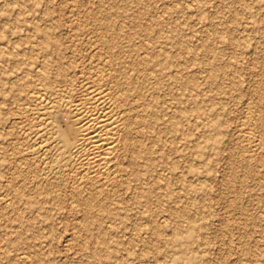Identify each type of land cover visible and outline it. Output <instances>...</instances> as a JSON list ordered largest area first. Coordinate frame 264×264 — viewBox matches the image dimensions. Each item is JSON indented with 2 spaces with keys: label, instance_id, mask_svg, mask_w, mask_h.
I'll return each instance as SVG.
<instances>
[{
  "label": "rangeland",
  "instance_id": "1",
  "mask_svg": "<svg viewBox=\"0 0 264 264\" xmlns=\"http://www.w3.org/2000/svg\"><path fill=\"white\" fill-rule=\"evenodd\" d=\"M78 1L79 9L77 0H39L29 11L22 0H0V198L9 199L5 205L0 200V264H264V0H104L105 6L114 3L119 11L137 16L118 19L109 30L104 28L106 21L93 25L88 19L92 16L81 13L84 5L96 6L98 0ZM49 5L53 18L41 19ZM7 8L16 13L3 14ZM21 9L25 12L19 13ZM158 18L165 22L155 36L159 31L177 35L184 50L180 104L187 115L178 153L170 155L184 176L176 182L166 171L171 185L160 190L161 197L148 211L124 203L126 218L105 222V226L112 223V230L102 249L114 250L113 256L108 262L93 263L90 254L97 243H90L85 231L73 227L83 205L75 202L68 172L51 178L63 202L45 198L46 210L35 217L23 209L27 200H41L34 197V181L44 177L48 168L45 152L22 132L26 119L22 107L30 94L42 88L38 74L46 63L57 100H78L79 83L75 86L73 78L93 66L92 52L98 50L106 58L107 45L121 27L120 42L137 55L150 40L142 26ZM135 24L138 31L127 36ZM36 27L50 29L59 45L42 51V34ZM215 58L222 63L215 71L217 84L210 82V66H205ZM60 64L68 69L65 73L59 74ZM198 106L204 108L199 115ZM249 111L262 126L263 149L245 166L241 164L247 155L242 147L243 121ZM28 116L32 131L36 122L31 121V113ZM132 143L136 145L138 139ZM198 146L202 149L196 154ZM47 153L57 159L59 150L50 146ZM68 168L75 170L72 162ZM18 195L22 197L14 198ZM171 207L186 208L188 213H171ZM3 208L10 219L14 209H23L24 220H9ZM163 219L167 227L161 229ZM7 236L11 240L16 236L17 243H5ZM22 250L32 254L27 262L14 259Z\"/></svg>",
  "mask_w": 264,
  "mask_h": 264
},
{
  "label": "bare ground",
  "instance_id": "2",
  "mask_svg": "<svg viewBox=\"0 0 264 264\" xmlns=\"http://www.w3.org/2000/svg\"><path fill=\"white\" fill-rule=\"evenodd\" d=\"M22 1L28 3L29 11L39 3V0ZM103 1L98 0L96 6L86 4L81 11L92 16L88 19L93 25H98L103 20L107 24L104 28L109 30L120 18H137L128 11H119L114 3L105 6ZM137 1L143 3L147 0ZM78 2L77 0L76 9L80 8ZM2 12L9 15L16 13L14 8L3 9ZM23 12L25 10H19V13ZM53 16V7L49 5L42 13L41 19H51ZM162 22H165V19L158 18L147 25L142 24L150 40L140 51H136L137 55L131 54L120 42V37L124 34L121 27L116 30L115 36L107 45L106 58L101 57L102 54L98 50L92 52L93 66L83 70L79 77L75 75L73 78L75 86L79 83L78 100H57L58 97L54 96L53 92L55 81L46 63L38 74L43 82L42 88L30 94L22 107L26 118L22 123V132L26 137L32 136L31 140L45 152L44 162L48 168L44 177L34 181V197H40L41 200H27L23 209L27 210L31 217H35L37 212L46 210L43 202L47 198L61 202L63 198L56 193L51 178L68 172L72 180L71 190L77 199L73 201L83 205V209L77 211L80 218L73 227L75 230L85 231V239L90 243H97L98 248L90 254L93 263L108 262L113 256L114 250H109L108 247L102 249V246L108 244L107 234L112 230V223L105 226V222L116 217L124 220V203L148 211L156 199L161 197L160 190L171 185L166 171L170 172L176 182H180L184 176L178 171V164L170 161V155L178 153L177 143L182 131V120L187 115L180 104L183 101L181 89L184 82L179 69L183 65L181 57L184 50L178 46L182 40L177 35L166 36L159 31L155 36L154 32ZM138 28L137 24L132 26L127 36L135 35ZM36 31L42 34V51L59 45L58 40L51 35L50 29L36 27ZM231 44H236L235 39H231ZM210 61L205 63V66H210L208 78L211 83L217 84L215 71L221 68L222 63L218 58ZM223 66L229 67V64L225 63ZM58 70L60 74L68 69L60 64ZM203 111L201 106L195 109L197 115ZM29 113L33 115L31 121L36 122L32 131L28 127ZM243 127L242 147L247 155L241 164L248 166L250 160L258 157L263 149L260 136L262 126L258 123V118L249 111L243 121ZM134 138L138 139L136 145L132 143ZM50 146L58 148L57 159L48 155L47 148ZM201 149L202 147L198 146L196 154L200 153ZM69 162H72L75 170L68 168ZM170 195L179 197L174 191H171ZM128 196L130 197L127 198ZM19 197L22 196L14 198ZM0 200L4 205L9 201L6 196ZM23 209H14L15 220H24L21 211ZM4 210L7 209L3 208L4 216L14 220L10 219L11 215ZM168 211L177 215L188 213L186 208L177 207H171ZM158 226L161 229L166 228L167 220L163 219ZM83 236L85 233L82 234L81 241L79 237L80 245L83 243ZM13 239L9 236L4 238L5 243H11ZM172 239H177V233L173 234ZM21 241L18 245L22 247ZM23 250L15 255L14 259L27 262L32 254L29 255Z\"/></svg>",
  "mask_w": 264,
  "mask_h": 264
}]
</instances>
